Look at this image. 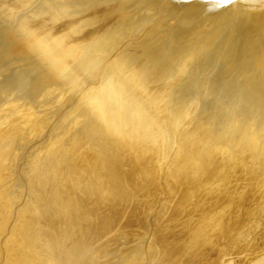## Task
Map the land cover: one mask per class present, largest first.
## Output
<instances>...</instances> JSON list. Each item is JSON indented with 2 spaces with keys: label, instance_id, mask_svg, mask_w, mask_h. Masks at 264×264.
<instances>
[{
  "label": "rangeland",
  "instance_id": "374dc122",
  "mask_svg": "<svg viewBox=\"0 0 264 264\" xmlns=\"http://www.w3.org/2000/svg\"><path fill=\"white\" fill-rule=\"evenodd\" d=\"M36 3L32 6H35ZM163 5L164 2L158 7L156 11L157 13L154 16L155 18H153L151 24L144 27L142 34L140 33L136 38H134V35L130 38L126 37L127 39H118L113 44H107L106 48L100 51V53L98 52L101 57L98 56L99 54L97 55V62L88 67L85 66V68L83 67L80 70L78 69L80 66H78L76 70H73V74H70V78H68L66 82L59 85L60 83L58 81L53 84L52 87H47L50 92L45 91L43 95L39 96L40 98H38V96L37 98L36 96L35 98H31V96H29L27 98L20 97L16 100L14 98V95L17 93L16 88L11 90V85L14 83H12V81L16 82L14 67L21 66L26 60H19L17 62L6 60V62L0 63V65L2 64V67L0 66V84L4 83L3 88L6 91V93L3 92L0 94V118L1 112H3V115H7H5V118H8V121L4 122L5 124H0V159H2V162H0V264H19L20 262V264H62L60 260V246L73 243L74 238L76 241H78V239L81 240L80 237H77V234H79V227L77 224L79 222L78 225H81V223H84L85 221H77L76 225H72L69 228L65 226L64 220L62 219L64 215L62 214L68 211L66 206L70 203V207H74L73 209L77 214H80V210L85 213V210L88 209L92 210L89 211L90 216L98 214L93 209L95 205L100 202V199H106V190L109 187L108 178L105 179L103 176L100 177L97 173L99 165L104 159L105 167L107 166L109 168L111 165V167L120 172L125 179L130 180L129 183L131 186L126 184L125 191L127 195L125 194L118 199V201L116 200V208L119 210L120 216L118 217L117 226L108 234L103 236L96 235L94 237L96 240L94 238L89 239L88 242L90 243L86 242L85 245L82 246L83 248L81 247L79 249L80 254L74 261V264H195L196 262V264H209L215 259V256L217 255L216 252L225 248L233 253L235 257L242 256V246H244L243 233L248 231L244 222V216L245 218H251L250 215L255 213L257 207L264 202V155H262V153L261 155L260 153H257L259 157L256 158L258 155L255 152H252L253 157L251 158L249 156H252V153H250L247 156L248 160L246 159V161H244L245 167H248V169L244 168L245 171L242 169V166L236 165L237 163L241 164L242 161L236 163L235 160L234 162L235 158L238 159L237 156L239 154L237 155L235 153L234 155L230 152V141L227 140V138L222 137L219 133L220 130H217L221 123L218 116L222 117V114L225 115L228 100L230 101L236 98L235 91L233 89L231 90L230 86L226 92L219 93L221 98L218 95V99L221 104L218 103L219 105L217 104L215 109L213 108V112L210 115L209 111L206 113L207 115H205V113L199 114V112H197L198 117L195 115L196 117L191 116L190 118H187L184 124L180 125V127H176V132L171 134V137H168L166 140L164 139L165 144L161 145V149L157 148V145L152 140H142L143 142L140 144L126 143L127 141H124V138L126 137L121 136L122 130L115 129V126L110 129L96 130L95 126H92L91 124L90 127L87 125V128H81L85 127L83 125H86V123H84L86 115L83 116L82 114L87 113V111L89 112V108H91L86 104H88V99L94 93L93 90L101 87V84H103V80H106L107 75H113L110 74L113 72V69L108 70L107 66L113 58H116L114 56L128 53V51L142 46V40L145 38L147 30L159 21L158 19H160L159 16H161V14L164 17V22L162 27L157 28L158 31L164 26L168 29V26L175 22L177 17H182L188 12L187 8L184 6L175 8V6L178 5L173 6L171 9H165L166 11H162V9H164ZM29 8L26 6L25 11L29 10ZM184 10L187 11L184 12ZM23 11L24 10L18 12H22L21 14L23 15ZM5 13L6 12L2 9L0 10V15L3 16ZM4 20L5 19L3 18L0 19V23L3 24ZM169 20L172 22H169ZM227 29L229 30L230 27H227L221 35V40L226 37L228 32ZM198 34L200 35L199 32H194L192 36L191 33L184 34V36L195 38ZM188 42L189 41H186V43ZM101 43H103V41ZM130 46L133 48H129ZM164 49L165 48H160L158 53L163 52L162 50ZM228 56L222 55L221 57L220 55H216L212 64L214 67H217L222 61H225L226 65H230L228 69L231 70L235 67V73L233 72L232 76H236L238 72L242 71V65L247 61H242L241 58H238L234 54H229ZM256 62H252L251 65L256 64ZM207 73L208 71L205 72L201 78L204 77L203 79H205ZM96 75L99 76L96 77ZM203 79L200 82V87L202 86L200 89L203 88L205 82ZM227 84L228 82L224 83V85ZM9 94H11V96ZM195 95L196 94H194V96ZM221 99L224 100L221 101ZM11 101L22 102L28 104V106L23 107L21 112L17 110L18 113L15 112L16 114L14 115L15 109H12V106L8 104L11 103ZM8 107L11 108L10 111ZM223 108L225 109V112L223 111ZM80 109L83 110L81 111ZM11 113H13V115ZM24 113L27 114L26 116L30 114L29 118H31L30 120L28 119L29 121L27 120L28 122L25 124L23 123V118H26L23 116ZM10 115L11 117H9ZM16 115H18V117H16ZM19 116L22 118H19ZM204 116L208 118L206 120V122H208L204 125L205 127L203 129L196 128L192 122L193 118L206 119ZM71 121L74 124H71ZM16 123L20 124V126L18 125L20 128ZM97 123L98 124L95 125L99 127V122ZM22 124L24 125L22 126ZM214 125L217 126L215 127ZM205 134H208V136L211 134L209 139L207 137V139L205 137L202 138ZM213 135L215 136L213 137ZM201 139L204 141L201 143L203 144V147L201 146L202 149L199 150L200 153L192 154L188 160L190 163H187L185 158H187V155H190L188 154V149L191 148V144L195 141L199 140V142H201ZM212 139H217L216 143L221 142V146L217 143L215 145L216 149H212L211 151L213 152V157L215 159L214 163H210L211 159L208 158L207 152L203 153V158L200 156L202 155V152L205 151V146L211 147L212 143L210 142ZM5 148L8 149L5 150ZM69 148L73 149L70 150ZM91 149L92 152H90ZM224 149L226 151H224ZM237 150H239V148H237ZM214 155L217 156L215 157ZM81 156L82 160L80 158ZM66 157L68 158L66 159ZM140 157L144 159L138 164V161L136 162V160ZM204 157H206L207 160L204 159ZM89 159H94L95 163H93V161H90V163ZM249 159L252 160L249 161ZM259 160H262V163ZM226 162L227 164L225 165ZM221 163H223L224 166ZM259 163L261 165H259ZM257 164L259 165V168ZM235 169H241V171L238 173ZM250 169L252 171L254 170V172ZM230 171L233 172L234 175H229L231 174ZM245 172L248 173L246 174ZM260 172L263 173L260 174ZM83 173L85 174L82 175ZM222 176L225 177V180ZM46 177L48 178V181ZM220 177H222V180ZM103 179L105 180V183L103 185L101 184V188L103 189L98 191L99 193H96V191L93 190V187L97 182L102 183ZM259 181H261V183ZM137 182H139L138 186L136 184ZM133 183H135L134 186L136 188L132 186ZM242 184L245 185L244 188ZM68 185L75 190L74 198L72 197L73 189L70 187L69 190H71V192L68 190V192L71 193L72 198L70 202L63 197V195L67 194L65 191L69 188ZM86 193L89 194L86 195ZM249 193H252V195ZM84 194L87 196V200H85ZM59 196L61 198H59ZM246 196H249L250 198H247ZM77 197L79 199L82 197L86 203H84V205L78 204L77 206L78 202H75L74 200ZM239 200H241V202ZM248 200L250 204L248 203ZM107 209V207L105 209L102 208V215L107 213ZM221 213L224 217H222L223 215ZM240 217L243 218L241 219ZM94 220H97V217H95ZM220 221L223 222L221 223ZM51 223H53L54 226ZM48 226H50V229ZM100 226L102 227V224ZM73 228L75 229L73 230ZM28 245L31 246V249ZM41 249L44 250L42 251ZM77 249L78 247L76 250ZM43 254L44 256L47 255L44 257ZM183 261L185 262L183 263ZM214 264H216V262Z\"/></svg>",
  "mask_w": 264,
  "mask_h": 264
},
{
  "label": "bare ground",
  "instance_id": "6f19581e",
  "mask_svg": "<svg viewBox=\"0 0 264 264\" xmlns=\"http://www.w3.org/2000/svg\"><path fill=\"white\" fill-rule=\"evenodd\" d=\"M162 2H164V9H162V11H166L167 9H171L173 6L178 5L175 6V8L179 6H184L185 8H187L188 12L182 17H177V20L171 25H169L168 29H166L164 26L161 30L158 31L157 28L162 27L164 22V17L161 14V16H159L160 19H158L159 21L156 22L153 27H150L147 30L146 36L142 40V46L136 47V49L130 50L128 51V53L114 56L116 58H113L107 66L108 70L113 69V72L110 73L113 75H107L106 80H103L104 82L103 84H101V87L97 88L98 90H93L94 93L88 99V104H86L88 107L91 108H89V112L87 111V113L82 114L83 116L86 115V120L85 122L83 121L84 123H86V125H83L85 127L81 128L85 129L87 128V125L88 127H90L91 124L92 126H95L96 130L106 128L110 129L115 126V129L122 130L121 136L126 137L124 138V141H127L126 143L140 144L143 142L142 140H152L157 145V148L161 149V145L165 144V140L168 137H171V134H174L176 132V127H180V125L184 124L187 118H190L191 116L194 117L195 115L197 116V112H199V114L205 113V115H207L206 113L209 111L210 115L213 112V108L215 109V106L220 103V100L218 99V95L220 96L219 93L226 92V90L230 86L231 90L233 89L235 91L234 93L236 98L234 100H228L226 114H222V117L218 116V118H220L219 121H221V123L219 124L220 126L219 129L217 128V130H220L219 133L222 137H225L227 138V140L230 141V152L234 155L235 153L237 155L239 154L237 156L238 159L235 158L234 162L235 160L236 163L238 161H242L241 164L237 163L236 165L242 166V169H244L246 168L244 165V161H246V159L248 158L247 156L250 153L255 152L256 154L260 153L261 155L262 153V155H264V0H232L231 3L227 4L212 3L209 2V0H0V10L2 9L4 12H6L5 15H0V19H5L3 24L0 23V25H4H1L2 27L0 26V63L6 62V60H13L15 62L19 60H26L23 64H21V66L16 65V68L13 66L16 82L12 81V83H14L11 85V90L16 88L17 91L16 94V91L14 92V98L16 100L20 97L27 98L29 96H31V98H35V96L36 98L37 96L38 98H40L39 96L43 95L45 91H48L47 87H52V85L57 83L58 81L60 83L59 85L66 82V80L70 78V74H73V70H76L78 66H80V68H78L80 70L83 67L85 68V66L88 67L89 65H92L93 63L97 62V55L100 53V51L106 48L107 44H113L118 39L126 37L130 38L134 35V38H136L140 33L142 34V30L145 26L151 24L153 18H155V14L157 13L156 11ZM34 3H36L35 6H32ZM26 6L28 8L30 7L27 11H25ZM22 10H24L23 15L21 14L22 12H18ZM186 11L184 10V12ZM169 22L172 21L169 20ZM227 27H230V29H227L228 32L226 34V37L221 40L220 37ZM194 32H199L200 35L198 34V36H196L195 38L184 36V34L190 33L192 36ZM102 41L103 43H101ZM186 41L189 42L186 43ZM129 48L133 47L130 46ZM160 48L165 49L162 50L163 52L158 53L160 51ZM221 54L225 56H228L229 54H234L238 58H241L242 61L245 60L247 62L244 61L245 64L242 65V71L239 70L240 72H238L236 76H232L233 72L235 73V67L232 66L233 68L231 70L228 69L230 65H226L225 61H222L217 66L218 68L214 67V65L212 64L214 61L213 59L216 57V55H220L222 57ZM98 56L101 57L100 54ZM252 62H256V64L251 65ZM0 66L2 67V64ZM89 71L92 72L91 70ZM207 71L208 73L205 75V79H203L204 77L201 78L202 75ZM98 76L96 75V77ZM202 79L205 82L203 84V88L200 89L202 87H200V82L202 81ZM225 82H228V84L224 85ZM3 85L4 83L0 84V94L3 92L6 93L5 89L3 88ZM11 94L9 95L11 96ZM194 94L196 95L194 96ZM222 100L224 99H221V101ZM8 104L12 106V109H15V111L13 110L14 115L18 113V111L21 112L23 107L28 106V104L16 101H11V103ZM10 110L11 108H9V111ZM224 110L225 109L223 108V111ZM11 114L13 115V113ZM5 115H3V112H1L0 124H3L5 121H8V118H5L7 115ZM18 115H16V117H18ZM26 115L27 114L25 113L23 114V116L26 117L25 119L23 118L24 124L31 119L29 118L30 114L28 116ZM20 116L19 118H22ZM9 117H11V115ZM207 119V117L206 119L193 118L192 122L196 128L198 127L200 129H203L205 127L204 125L208 122H206ZM97 122H99V127L95 125L98 124ZM24 124H22V126ZM71 124L74 123L71 121ZM18 125L20 126V124H17V126ZM209 136L208 134H205L202 138L207 137L209 139ZM214 136L215 135H213V137ZM203 141L201 139V142H199L198 140L191 144V148L188 149V154L190 155H187V158H185L187 163H190L188 162V160L190 159L189 157L192 154L194 155L202 149L203 144L201 143H203ZM216 141L217 139H212V141L210 142L212 143L211 147L205 146V151L202 152V155H198L203 158V153L207 152L208 158L211 159L210 163H214L215 159L213 157V152L211 151L212 149H216L215 145L217 143L219 144V146H221V142L216 143ZM237 148H239V150H237ZM7 149L5 148V150ZM69 149L71 150L73 148ZM224 151L226 150L224 149ZM90 152H92V149ZM214 156L216 157L217 155ZM249 157L252 158L253 153L252 156L250 155ZM258 157L259 155L256 158ZM67 158L68 157H66V159ZM80 158L82 160V156ZM91 159H89V162L93 161V163H95L94 159ZM143 159L144 158L140 157L136 160V162L138 161V164H140V161H143ZM204 159L207 160L206 157H204ZM104 160H102L104 163L101 162V164L99 165V169L97 168V173L98 175H100V177L103 176V178L105 177V179L108 178L109 187L106 190V199H100V202L95 205L93 209L98 214L90 216L89 211H92L90 209H84L85 213L80 210V214H77L73 209L74 207H70L71 203L66 206L68 208V211L62 214L64 215L62 218L64 220V224L66 227L69 228L72 225H76L77 221L82 220L80 222H83V220H85L84 223H81V225H78L79 222L77 224V226L79 227V234H77V237H80L81 240L78 239V241H76L74 238L73 243L68 245L63 244L62 246H60V260L62 264H74V261L80 254L79 249L84 246L86 242L90 243L88 242L89 239L94 238L96 235L103 236L105 234H108L117 226L118 217L120 216L119 210L116 208V200L118 201V199H120L126 194V184H129V186L131 185L129 183L130 180L125 179L122 174L113 167H111V165H108L109 168L107 166L105 167ZM251 160L249 159V161ZM0 162H2V159H0ZM260 162L262 163V160ZM226 164L227 162L225 163V165ZM259 165L261 164L259 163ZM246 169H248V167ZM237 170L238 169H235V171L238 173L239 171H241V169H239L238 171ZM233 172H231V174H228L234 175ZM252 172H254V170ZM261 173L263 172H260V174ZM84 174L85 173H83L82 175ZM222 177H220L221 180ZM223 179L225 180V177H223ZM259 182L261 183V181ZM97 183L93 187V190L96 191V193H99L98 191H101L103 189L101 188V184L103 185L105 183V180L103 179L102 183ZM138 183L139 182L136 183L137 186ZM134 185L135 183H133L132 186L135 187ZM68 187L69 188H67V190L65 191V193L67 194L63 195V197L65 198V200L70 202L72 199L71 193H69L71 192V190H69L71 186L68 185ZM244 187L245 185H243V188ZM71 189H73V197L75 194V190L72 187ZM87 194L89 193H86V195ZM249 194L252 195V193ZM86 195L84 194L85 200H87ZM59 198L61 197L59 196ZM238 198L241 199L240 197ZM74 200L75 202H78L77 206L78 204L84 205V203H86V201H84L82 197L80 199L77 197ZM239 201L241 202V200ZM106 207L108 208L106 210L107 213L102 215V208L105 209ZM226 211L228 212L227 209ZM250 216L251 218H245L244 216V222L248 231L243 233L244 246H242V256L235 257L233 253L229 252L228 249L225 248L219 252H216L217 255L215 256V259L212 261V263L208 262L209 264H214L215 262L216 264H264V202L259 207H257L255 213ZM95 217H97V220H94ZM222 217H224V215ZM101 224L102 227L100 226ZM49 227L50 226H48V228ZM74 229L75 228H73V230ZM29 247L31 249V246ZM77 247V250L79 252L76 250ZM184 262L185 261H183V263Z\"/></svg>",
  "mask_w": 264,
  "mask_h": 264
},
{
  "label": "snow or ice",
  "instance_id": "6c2138e0",
  "mask_svg": "<svg viewBox=\"0 0 264 264\" xmlns=\"http://www.w3.org/2000/svg\"><path fill=\"white\" fill-rule=\"evenodd\" d=\"M209 2L218 3V4H227V3H231L232 0H209Z\"/></svg>",
  "mask_w": 264,
  "mask_h": 264
}]
</instances>
